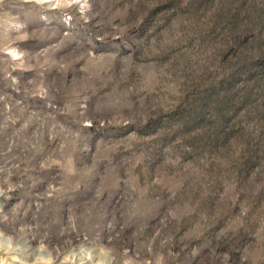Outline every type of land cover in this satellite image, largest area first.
I'll list each match as a JSON object with an SVG mask.
<instances>
[{
    "label": "rangeland",
    "instance_id": "374dc122",
    "mask_svg": "<svg viewBox=\"0 0 264 264\" xmlns=\"http://www.w3.org/2000/svg\"><path fill=\"white\" fill-rule=\"evenodd\" d=\"M0 264H264V0H0Z\"/></svg>",
    "mask_w": 264,
    "mask_h": 264
}]
</instances>
